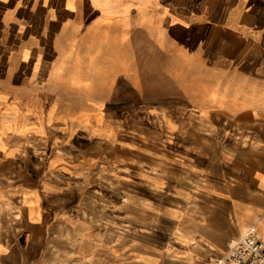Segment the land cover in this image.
I'll list each match as a JSON object with an SVG mask.
<instances>
[{"label": "crops", "instance_id": "crops-1", "mask_svg": "<svg viewBox=\"0 0 264 264\" xmlns=\"http://www.w3.org/2000/svg\"><path fill=\"white\" fill-rule=\"evenodd\" d=\"M142 39L150 72L182 55L156 101L142 98ZM47 102L49 129L14 106ZM31 137L114 168L111 191L49 187L38 164L31 179ZM75 214L115 231L114 264H209L249 225L264 243V0H0V264L42 263Z\"/></svg>", "mask_w": 264, "mask_h": 264}, {"label": "rangeland", "instance_id": "rangeland-1", "mask_svg": "<svg viewBox=\"0 0 264 264\" xmlns=\"http://www.w3.org/2000/svg\"><path fill=\"white\" fill-rule=\"evenodd\" d=\"M148 45V42L142 39L139 62L140 67L143 68V71L141 73L142 76L140 77V81L141 85H143L144 89L146 90L142 98L143 100L156 101L157 97L163 95L166 90L171 89V92L174 91L175 88L173 87V85L175 84L174 81L177 82V79H174L173 81L170 79L166 80V74L162 71V69L168 68L170 66L169 64L173 65L175 63H178L177 59L182 55L178 54L179 49L176 48L177 50L174 51L177 54L173 56H167L165 60H162V55H160L159 57L155 56V59L153 60V62H151L153 64L154 70L150 72L148 71L149 61L147 51L150 50ZM173 72L177 75L175 71H171L170 75ZM14 106H21L22 108H24L28 116L32 118L31 122H34L36 117L40 120L43 118V127L45 129H49V127L51 126V114L49 113V111H51V105H49L48 102L46 104H43L42 111L37 110L36 113L33 104ZM166 108V106L160 104V106L153 109L154 111H165ZM150 109L152 110L151 103L139 104L138 113H140V120L141 122H143V124L156 125L158 121L141 118L148 117V114L146 113H148ZM27 122L30 123L29 118ZM107 123H112L109 129L114 128L115 125L113 121H107ZM159 127L162 126L160 125ZM109 137L111 138L110 140L112 142L108 140V147L104 149V159L107 160V163L111 161V145L115 136ZM109 137H107V139ZM31 138L32 139L27 142L29 150L27 152H24L26 158L24 159V157H22L23 160H19L22 167H25L28 171L30 170V172H27L26 175H30L31 179L37 177L36 175H34L33 169H31V167L33 164H38L36 172L38 173V176H43L44 185H47L49 187L50 179H52V181L54 182V186H65L66 182L69 181V183H73L76 192L81 193L84 188L85 191L88 190L91 198L94 197L93 193L95 191L93 189L95 188V186L102 187L103 192L109 193L111 191L110 189L112 188H110L109 182L111 181V178L114 177V168H110L109 166L103 168L100 164H98V160H93L91 162L90 160L87 161L86 159H84V155L86 154L83 155L82 152L75 153L76 158L73 162V165H71V152H56V150H49L54 146L51 147L49 144L42 145L41 141H35L34 137ZM33 144H37L38 148H40L41 150L33 151L32 148H36V146H33ZM124 149L125 148H123V150ZM122 151L120 153H122ZM68 159L70 163L69 165H67ZM123 174L127 175L129 174V172L123 171ZM104 180H106V187L104 186ZM63 218L64 220H62ZM63 218L60 219L59 226L55 227L51 232L49 242L45 250L46 257H43L44 259L41 261L42 263L39 264H114V247L117 237L113 229L111 232H106L103 231L105 229L100 230L99 228H97L96 230H90L86 226H83L82 215L78 214H75L74 216V230L72 229V227L71 229H67L66 216H63ZM61 223L64 224V226L60 225ZM108 229H110V227H108Z\"/></svg>", "mask_w": 264, "mask_h": 264}, {"label": "built area", "instance_id": "built-area-1", "mask_svg": "<svg viewBox=\"0 0 264 264\" xmlns=\"http://www.w3.org/2000/svg\"><path fill=\"white\" fill-rule=\"evenodd\" d=\"M209 264H264V243L255 225H249L239 237L231 239L225 254Z\"/></svg>", "mask_w": 264, "mask_h": 264}]
</instances>
